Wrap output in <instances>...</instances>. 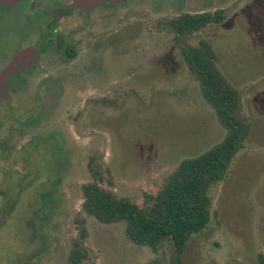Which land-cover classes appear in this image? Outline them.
Listing matches in <instances>:
<instances>
[{
	"label": "rangeland",
	"instance_id": "1",
	"mask_svg": "<svg viewBox=\"0 0 264 264\" xmlns=\"http://www.w3.org/2000/svg\"><path fill=\"white\" fill-rule=\"evenodd\" d=\"M220 10L223 23L185 43L211 46L217 66L242 94L251 132L227 179L211 187L212 221L192 237L182 260L258 264L264 254V0H214L207 12ZM121 11L115 19L97 17L75 36L105 62L96 72L93 59L84 63L88 81L81 92L61 82L65 68L47 64L36 84H23L9 102L0 99V264H69L82 224L89 258L81 264H177L171 244L155 254L127 239L125 222L105 225L83 211L82 186L94 182L143 206L183 160L226 135L173 40L170 22L183 15ZM76 22L62 31L77 29ZM41 25L37 14L0 3V69L25 47L21 35L38 40Z\"/></svg>",
	"mask_w": 264,
	"mask_h": 264
},
{
	"label": "trees",
	"instance_id": "2",
	"mask_svg": "<svg viewBox=\"0 0 264 264\" xmlns=\"http://www.w3.org/2000/svg\"><path fill=\"white\" fill-rule=\"evenodd\" d=\"M225 20L224 11L220 10L184 15L170 22L174 42L198 80L205 101L226 131L224 139L203 154L183 160L156 196L145 195L143 206L127 198H117L97 182L82 186L83 211L87 215L105 225L125 222L127 239L138 247L150 248L155 254L164 244H171L177 264H184L182 256L192 237L203 233L211 223L209 191L214 184L227 179L233 161L244 149L251 132L242 94L217 66V56L211 46L206 41L198 46L185 43L187 37ZM79 231L69 264H81L89 258L84 245L85 225ZM257 261L264 264L263 253L258 254Z\"/></svg>",
	"mask_w": 264,
	"mask_h": 264
},
{
	"label": "flooded vegetation",
	"instance_id": "3",
	"mask_svg": "<svg viewBox=\"0 0 264 264\" xmlns=\"http://www.w3.org/2000/svg\"><path fill=\"white\" fill-rule=\"evenodd\" d=\"M76 1L77 0H0V3L5 7H19L22 8L26 14H37L43 22V25L39 27L42 28V31L36 42L32 43V40H30L31 38L28 39L26 35H21L24 36L22 44L25 45V47L19 51L33 47L37 50V55L31 62L30 68H22L9 80V99L7 101L1 100V103L9 102L15 93L19 94L20 87H22L23 84L29 86L36 84L35 81L38 80L37 78L42 68H45L47 64L53 67L58 65L59 67L65 68V71L60 77V79H62L61 82H63V80L66 81L67 84L71 85V89H79L78 92H81L82 83L84 84L86 80L88 81L84 63L90 62L93 59L96 72V66H98V68H103L105 62H102V59H96L97 56L95 57L92 55L89 50L83 49V47L86 46L75 40V36L84 32L86 23L91 24V22H95L97 17L101 19V15L108 17L106 19H115L122 13L121 10L128 6L141 10L150 8L154 10L160 9L162 12L163 10L172 9L179 12V16H184L186 14L197 15L206 13L214 2V0H105V2L99 6L86 10L72 8L71 6L75 4ZM75 19L77 21V29H73L69 33L63 32L61 27L69 25L68 23ZM94 50H98L96 45L94 46ZM18 52L15 53L8 65L13 61ZM3 69H0V72ZM94 77H96V74ZM16 89L18 90L16 91ZM91 90H94V88ZM37 91L38 88H36L34 92L35 96L38 94ZM104 101L107 102L106 100ZM108 104L113 106V100H110Z\"/></svg>",
	"mask_w": 264,
	"mask_h": 264
},
{
	"label": "water",
	"instance_id": "4",
	"mask_svg": "<svg viewBox=\"0 0 264 264\" xmlns=\"http://www.w3.org/2000/svg\"><path fill=\"white\" fill-rule=\"evenodd\" d=\"M105 2V0H77L71 7L90 10ZM37 50L33 47L19 51L13 61L0 72V95L2 101L9 99V80L22 68H30L36 58Z\"/></svg>",
	"mask_w": 264,
	"mask_h": 264
}]
</instances>
